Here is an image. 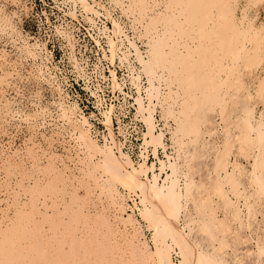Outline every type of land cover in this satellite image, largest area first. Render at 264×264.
Masks as SVG:
<instances>
[{
	"label": "rangeland",
	"instance_id": "1",
	"mask_svg": "<svg viewBox=\"0 0 264 264\" xmlns=\"http://www.w3.org/2000/svg\"><path fill=\"white\" fill-rule=\"evenodd\" d=\"M113 1L121 19L134 16L138 40L147 50L150 37H161L165 114L176 123L172 139L185 150L178 173L191 184L182 226L201 250L228 264L234 258L264 263L248 232L264 247V190L253 174L260 153L257 173L264 181V146L247 121L264 124V0ZM84 21L68 0H0V234L20 233L2 243L18 237L23 247L36 242L48 255H34L33 264H52L78 233L84 246L98 240L114 264H155L154 228L126 211L124 197L125 210L114 202L123 187L82 151L61 116L49 73L44 74L50 53L54 62H68L107 43L100 22ZM217 123L221 135L211 153L203 137L219 134Z\"/></svg>",
	"mask_w": 264,
	"mask_h": 264
},
{
	"label": "built area",
	"instance_id": "2",
	"mask_svg": "<svg viewBox=\"0 0 264 264\" xmlns=\"http://www.w3.org/2000/svg\"><path fill=\"white\" fill-rule=\"evenodd\" d=\"M68 1L84 15V22L88 24L100 22L102 27L108 30L106 34H110L117 45L114 56L111 55L107 39V43L103 46L90 49L87 56L75 57L68 62H54L50 53V61L43 66V69L44 74L49 72L53 77L51 80L49 78V81L55 91L56 102L73 107L77 120L84 124L89 134L100 145L109 146L115 152H122L134 165L153 164L156 168L154 172L159 173L160 163L171 161L183 171L185 150H182L171 137L176 123L172 116L165 114L164 109L168 101H165L162 95L158 101L149 98L147 78L141 70L134 49L125 38L136 41L142 55H147L146 45L137 38L135 27L138 26L135 24L134 16H124L121 19V13H118L121 8L114 5L111 0H87L99 11L97 15L87 14L79 0ZM121 2L126 4L129 0H121ZM89 16L93 21L88 18ZM113 20L122 29L118 37L111 33ZM160 74L157 70L156 75L160 77ZM154 83L161 87L162 92L166 90L165 82L160 81V78L159 81L154 80ZM139 100L145 107L155 103L152 106L153 112L147 109L141 110ZM216 126L218 127L215 130L219 133L220 124L217 123ZM149 131L152 134L162 133L159 144L148 143ZM220 135L221 133L214 132L204 134L203 139L209 144L207 146L209 152L212 153L210 148L216 146L215 141ZM210 158L207 159L209 163ZM167 171L169 172L170 169L166 168L159 173L158 182H163ZM152 174V171L148 173L150 178ZM185 181L183 172H179V186L183 187ZM122 195L125 198L126 211L141 219L139 210L142 204L138 194L123 190ZM173 255L176 260L177 256L175 253Z\"/></svg>",
	"mask_w": 264,
	"mask_h": 264
},
{
	"label": "bare ground",
	"instance_id": "3",
	"mask_svg": "<svg viewBox=\"0 0 264 264\" xmlns=\"http://www.w3.org/2000/svg\"><path fill=\"white\" fill-rule=\"evenodd\" d=\"M111 1L114 3V5L118 6L117 4H115V2L113 0H111ZM79 2L81 4H83L82 7L84 6L86 9L91 10L92 12H96V13H91V14L97 15V13H99V11L96 8H94L93 5H91L90 2H88L87 0H79ZM130 6H132V5H130ZM89 14H90V12H89ZM161 15H163V14H161ZM88 18L91 21H93L92 17L89 16ZM154 19H155V17H154ZM154 19L152 21H154ZM235 24H236V21H235ZM239 25L241 26L240 23H239ZM112 26L113 27L111 29V33H113V35L118 37V35L121 34V32H122L121 27L114 20L112 22ZM253 27H254V25L250 24L248 26V28L244 29V34L246 35V37H247L249 32L251 34L250 30ZM106 30L107 29L105 28L104 29L105 33H106ZM136 31H137V29H136ZM125 38L128 40V43L134 49V54L137 57L139 63L141 64V67H142L141 70L143 71V73L145 74V76L147 78V81H148L147 92L149 91V98L150 99L153 98V99H156L158 101V99H160V96L162 95V97H163V94L167 90L165 80L161 79L163 76V73H161L159 75L160 77H158L156 75V71L161 69L160 59H161L162 55L160 52V43H159L161 40V37L160 36H152L149 38V41H148L149 50L146 49V52H147L146 56L142 55V51H140V48L137 45L136 41H134L132 38H130V39L128 37H125ZM137 38H139L138 31H137ZM107 39H108V45L110 46L111 55L114 56L115 55L114 51L116 49L117 43L113 39V37H111L110 34L107 35ZM250 41H251V39H250ZM147 56H148V58H147ZM175 59H174V61H175ZM172 60H170L171 63H172ZM170 68H172V67H170ZM159 72H160V70H159ZM49 76H50V79L53 78L50 73H49ZM159 78L161 79L160 81L165 82L164 89H166V90L164 92H162L163 90H161L160 86H158L157 84L154 83V80L159 81ZM173 82H175V81H173ZM149 102H151V101H149ZM139 105H140L141 110L147 109L149 112H153L152 106H154L155 103L153 105L149 104L148 107H145V106H143L142 102L139 100ZM61 111H62L61 116L73 129L74 135H76L75 137H76L82 151L87 156H89L91 160H93V159L97 160L95 162L94 166L97 165V166L101 167L104 170V172L108 173V175L110 177H112L116 181L117 184H119L121 187H123L124 190H128L129 192H134V193L138 194V196L140 198V202L142 204V207L140 208V215L147 222L148 226L151 228H154V230H155L154 231L155 233L153 234V240H154V244H155V249H153L154 250L153 251V259L155 261V264H228L227 259H224L222 256L214 257L210 253L201 250L199 248V246L196 244V242L194 243L195 240L192 241L189 232L186 230V226H184V225L182 226L180 221H181L183 215L186 213V209H187L186 208L187 204H186L185 200L188 199L187 197H189L192 193H191V186H190L191 184H189V180H188V182L185 183V186H183V187L179 186V184H178V174H179L178 168H179V166H177V164L175 162L170 161L169 163H166V162L160 163V165L158 167L159 173L165 171L166 168L170 169V171L166 172V178L163 180V182H158L157 177L159 176V173L154 172V170L156 168L153 166V164L149 165V164L143 163V164H140L138 166L134 165L132 163V161L130 160V158L128 156H126L125 154H123L122 152H120V151L115 152L109 146L100 145L98 143V141H96V139H94L89 134L88 129L84 126V124L77 120V118L75 117V114H74L75 112H74L73 107H68V106H65L63 103H61ZM246 113L247 112H245V114ZM190 114H192V113H190ZM150 118L151 117H149V120H150ZM217 120H218V117H217ZM243 120L246 121L245 119H243ZM247 121L249 122L248 125H249L251 133H253V135H256V137L259 138L258 139V142L260 143L259 146H261V145L264 146V124L260 122L256 125L252 122V120L250 118H247ZM188 122H190V121H188ZM244 129H246V128H244ZM148 134L150 136V140L148 141V143L152 142L153 144H159L161 142L162 133L152 134L151 131H149ZM259 158H260V153H258L257 156L255 157L253 174L256 176L257 180L259 181V185H260L261 189L264 190V181L262 180V178H260L259 174L257 173L258 172L257 169H258ZM90 167H91V165H90ZM186 167H188V166H186ZM150 171L153 172L152 178H150L148 175V173ZM90 173H92V172H90ZM232 180H233V178H232ZM198 188L199 187H197L196 189H198ZM219 188H220V186H219ZM220 191H221V189H220ZM122 197L123 196L120 193L119 194L117 193L116 197L114 198V202L120 204V206H122V209L124 206L123 210H125V205L122 204V201H123ZM193 198H194V196H193ZM207 198H208V196H207ZM208 199H210V198H208ZM194 200H196V199H194ZM240 205L242 206L241 209L243 211V216L246 219L248 217V210H247L246 206L244 205V201H242L240 203ZM210 206L208 205V207H210ZM249 209H250L249 211L251 212L252 207ZM200 216H202V214ZM131 217H132L131 214H129L127 219H131ZM189 218H191V217L189 216ZM183 219H182V223L184 224ZM99 220H101V219H99ZM19 222H21V221H19ZM57 223H59V222H57ZM15 226H16V224H15ZM20 230H22V229H20ZM24 230H25V228H24ZM208 231H210V230H208ZM225 231H227V230H225ZM56 232H57V230H56ZM248 232H250L249 237H250L251 243H253L256 248H259V252L263 253V255H264V247H261L260 244L258 245V241L256 240V235H252L251 234L252 231L249 229H248ZM9 234H8V232H7V234H3V235H6V237L1 236V234H0V264H1V262H3V264H33V261H36V259L33 260L34 255L38 259H40L42 256L45 258L47 257L48 254L46 253V247L45 246H44L45 248L41 247V250H38V245H37L38 243L36 244V242H34V244H31L32 246L27 247V245H26V247H23L22 246L23 242L20 241L18 236H16V237H18V238H16V241L13 240L14 242L11 241L10 243H2V242H9L10 237H13L12 234H19V236H20L19 231L18 232L16 231L14 233L12 232V234H10V235ZM77 234L78 233H76V235ZM81 234H82V232L80 233V235ZM100 234L101 233H99L98 235H100ZM102 234H104V233H102ZM221 235H222V233H221ZM75 236H74V238H76V240H74V241L69 240L68 242L65 241L66 245L69 244V249L68 248L62 249L64 247V246H62V248H60L61 249V251H60L61 255L59 257L61 260L53 261L52 264H114L115 259L112 257L111 254H110L111 256L108 255L109 251L108 252L105 251L100 246V243H98V240L94 239V241H91V239H89L91 241V243H93V244H90V242H89L88 244H90V246H91V247H89L88 244H87V246L86 245L84 246L81 243V241L78 240L79 238H77ZM105 236H107V235H105ZM108 236L106 238H108ZM13 239H14V237H13ZM22 240H24V239L22 238ZM41 241H44V240H41ZM61 241H62V239H61ZM39 243H41V242H39ZM12 244H16V245L18 244V246L14 247V246H12ZM42 245H44L43 242H42ZM39 246H41V245H39ZM220 247H219V249H220ZM223 247H224V245H223ZM248 247L249 246H247V248ZM244 248L246 249V247H243V250H242L243 252H245L249 255L252 253L250 249L245 250ZM47 249H49V248L47 247ZM131 249H133V248H131ZM236 249H238V248L236 247ZM38 251H39V253H38ZM40 251L42 252V255H41ZM47 251H49V250H47ZM218 251H220V250H218ZM253 252H254V250H253ZM174 253L177 256L176 260L174 259V255H173ZM212 253H213V251H212ZM220 253H221V251H220ZM229 253H230V251H229ZM238 255H239V253H238ZM260 255H262V254H260ZM54 256H55V253H54ZM257 256H258V254H257ZM236 257H237V255H236ZM48 258H49V256H48ZM142 259H145V258H142ZM262 261L258 262L257 264H264V263H262ZM43 262H44V259H43ZM246 262H244L240 258H234V260L231 262V264H245ZM46 263L48 264L47 260H46ZM130 263H131V261H130ZM130 263H128V261H125V260H123V262H121V264H130ZM254 263H255V261H254ZM116 264H117V262H116ZM246 264H249V263H246Z\"/></svg>",
	"mask_w": 264,
	"mask_h": 264
}]
</instances>
